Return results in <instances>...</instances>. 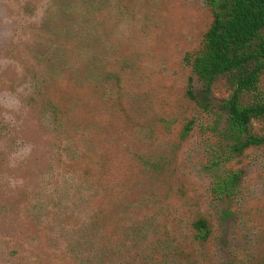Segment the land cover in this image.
I'll return each mask as SVG.
<instances>
[{
  "label": "rangeland",
  "instance_id": "1",
  "mask_svg": "<svg viewBox=\"0 0 264 264\" xmlns=\"http://www.w3.org/2000/svg\"><path fill=\"white\" fill-rule=\"evenodd\" d=\"M124 1L123 14L93 27L96 38L106 36L88 49L110 82L90 88L80 81L72 42L73 71L67 67L65 80L56 76L54 95L71 99L77 120L94 121L91 137L112 177L106 186L121 191L136 240L149 242L136 243L130 254H141L138 264H264V144L237 155L218 109L206 112L187 95L193 75L187 59L213 20L207 0ZM49 3L0 0V210L21 204L47 167L52 140L30 97L63 61L54 45L61 47L63 37L42 25ZM260 86L264 91V73ZM235 174L237 190L221 194L217 182ZM18 218L0 215V264H7L4 223ZM200 219L210 226L207 241L194 227ZM22 223L10 233L26 246L30 228Z\"/></svg>",
  "mask_w": 264,
  "mask_h": 264
},
{
  "label": "trees",
  "instance_id": "2",
  "mask_svg": "<svg viewBox=\"0 0 264 264\" xmlns=\"http://www.w3.org/2000/svg\"><path fill=\"white\" fill-rule=\"evenodd\" d=\"M207 6L213 20L201 48L187 59L193 74L187 95L206 112L218 109V122L226 124L224 136L231 151L242 155L264 144V91L260 86L264 73V0H207ZM126 9L124 0H50L42 25L49 27L53 38L63 37L61 47L54 42L57 52L63 50V61H57L54 70L53 65L49 67L29 103L45 120V132L52 142L47 167L33 189L21 204L3 205L0 210L2 217L19 214L17 221L4 223L10 230L3 237L7 264L141 261V254L131 255L130 251L136 243L144 247L149 242L147 237L136 240L133 225L124 220L121 191L106 186L112 177L107 174L108 160L91 137L94 121L77 120L78 108L71 99L54 95L56 76L65 80L67 71H73L72 42H78L75 72L80 81L90 88L99 84L105 87L110 82V72L88 58V49L93 48L92 39L98 44L106 36L102 32L96 38L93 27H104L109 17ZM191 127L188 124L184 133ZM240 180V175H231L218 181L216 189L230 194L237 190ZM22 222L30 228L26 246L16 243L10 233L22 228ZM194 227L200 240L209 239L211 230L205 219L195 222Z\"/></svg>",
  "mask_w": 264,
  "mask_h": 264
}]
</instances>
